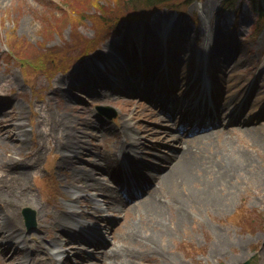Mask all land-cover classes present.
Returning <instances> with one entry per match:
<instances>
[{
  "label": "rangeland",
  "instance_id": "1",
  "mask_svg": "<svg viewBox=\"0 0 264 264\" xmlns=\"http://www.w3.org/2000/svg\"><path fill=\"white\" fill-rule=\"evenodd\" d=\"M221 2L222 0L191 2L186 9H183L185 11L179 15L175 24L166 26L169 31L165 37L160 25L161 22L165 26L164 21H161L164 18L159 14L149 18L148 21L132 20L125 23L127 21L125 20L122 22V18L128 19L126 16L135 13L127 0H0V100L9 103L7 106L9 109L4 112L10 114L8 121L4 116H0L2 118L0 119V128L9 136L6 140L0 139V159L6 151L13 152L16 158L24 160L28 159L34 152H37L34 155L37 158L40 151L42 169L44 170L45 165L49 172L54 173L56 170L54 166H58L61 152L56 147L53 148L54 144L51 139L54 138L55 142L56 140L63 142V136L73 131L69 126L58 122H65L61 121V118L72 116L76 123L81 122L80 124L85 128V124L89 121L91 124V120L94 122L104 120L108 126L112 127L113 131L108 132L104 128L97 129L90 125L95 130L96 140L91 139L85 133H81L82 139L88 143L93 152L94 147L100 151V148L107 144L109 135L119 131L126 118L138 114L137 110L139 109L132 105L129 106L126 99H115L116 96L112 99L103 98L108 93L105 82L110 81L109 78H112L113 74H116L115 72L106 71V73L108 72L107 78L105 81L101 79L100 83L99 77L94 72L92 75L94 82L89 81L86 84L90 90L89 94L68 86V82L71 80L79 83L85 79L79 76L74 77L81 70L88 67V70L93 72V57L102 54L105 45H108L107 48H110L112 53L116 55L114 57H118L113 61V55L110 56L109 54L108 59L112 57L110 64L115 66V62L118 63V66L124 67L118 72L116 78L127 74L132 81L126 79L124 80L126 84L132 83L137 86L138 84L134 82L139 76L142 77L143 71H137L136 66L144 64V72L145 69L150 71L156 60L154 57L166 52L164 53L165 56L162 57H165L171 69L168 71L161 69L158 72L159 81H167L164 83L166 90L159 86V93L162 96L170 95L174 101L178 102L181 98H187L183 95L182 85L178 83L180 80L178 69L181 68L185 74L192 77H195L196 71L201 72L198 59L203 57L201 51L204 47L205 34L211 30L218 40H213L216 44L215 51L208 56V59L221 66L230 63L229 61L233 63L232 69L229 68L227 73L230 75V80L234 78L235 85L231 91L228 87L229 82L220 83L217 80L218 76L215 78L218 81L217 89L222 93V96L237 94L235 102L230 105L235 103L241 105L251 90L258 89L257 84L261 86L257 92L258 99L254 102V107H250L256 112L250 115L248 104L244 108L243 116L245 118L242 120V124L233 126L244 130L246 128L244 122L252 121V125L258 128V140L254 139L252 135L245 134V132H236V130L230 129V132L222 133L218 140H211L209 143L205 141L197 149L200 158L208 161L220 159L225 164H238L244 160L245 156H251L254 160L250 169L242 173V179H234L237 191L231 197L229 204H223L225 209L218 205L215 206L213 203H210L208 207L182 206L183 209L174 203L176 201L170 203V206L168 205L164 210L165 218L162 225H157V227L139 226L144 228L145 232L155 233V241L163 250L162 256H155L151 259L145 258L146 255H143L145 248L149 246L151 241L146 246L141 247V243H137V238L128 233L134 217L139 219L132 208L123 207L119 213L117 207H112L102 213L104 217L117 219L113 223L114 231L112 232L116 236V242L119 239L118 243H121L120 250L122 251L127 246L129 250L134 249L132 253L136 256L142 254L140 257L141 264H245L252 259V264H264L262 260L264 254V193L259 192L264 188V144L262 143L264 142V25L256 22V13L251 6V0H239L240 6L237 12L233 16L226 14L223 17L220 16ZM27 6L29 7L25 9ZM168 9L166 10L171 12V8ZM106 19L112 20L113 24L117 19L120 20L116 22L115 27L113 26L116 38L109 40L115 37L113 36L114 33L111 34L113 37L101 44L95 51L93 50L96 47H93V52L82 57L91 48L83 53H78V50L81 47H86L88 41L95 39L96 44H98L103 41L101 36H104L105 39L108 37ZM204 19L209 20L208 28L204 27ZM103 29L106 32H103ZM12 30L15 31L16 39L11 38L13 36ZM179 32L184 33L181 42L177 39ZM128 39L131 47H126ZM124 46V50H118ZM229 50L233 52L232 59H230ZM149 62L150 64L146 68ZM223 69L220 67L221 71ZM61 71L64 73L59 74ZM48 72L51 73L52 77L49 80L45 77ZM216 74L218 73L216 72ZM53 77L56 78L53 80ZM89 77L90 75L86 79ZM52 80L53 82H51ZM122 88L129 93L131 92L126 85ZM71 95L80 100L77 103L69 101ZM141 96L134 100L142 101L144 105L150 106L145 99L140 100ZM127 97L133 98L132 95ZM260 99L262 100L259 102ZM71 105L75 107L74 111H70ZM99 105L111 107L112 111H116L117 116L110 119L107 115L98 113L96 107ZM140 110L141 113L145 111L143 105ZM157 110L155 109L152 115L150 112H146L145 116L138 115L137 119H131L132 125L142 124L149 128L160 126L154 117L155 114H160V110ZM17 111H20L21 115L16 122H13ZM163 116L169 117L168 115ZM11 119L12 126L25 121L26 128L30 131L29 136L33 130L40 142V147L35 146L34 149L36 150L32 152L31 136L24 150L18 151L16 148L19 147V143H16L13 132L8 131L11 126L9 123ZM3 124H5L4 127L1 126ZM12 126L10 129L13 128ZM83 130L87 131V129ZM89 131L93 133L91 129ZM141 137L146 144L161 145L155 154L151 151L152 158L157 163H162V160L156 154L165 156L170 155L169 149L179 150L180 144L171 141H167L168 144L167 142L160 143L154 140L150 133H141ZM47 140H49L48 143H46ZM224 140L226 142H223ZM44 143H46L45 148L42 150ZM110 144L113 145V142ZM143 147L138 149V153L140 152L141 156H147V149ZM63 154L66 152L63 151ZM80 158L85 159L83 156ZM79 165L87 166L84 163ZM59 166L63 168V175L60 179L68 181L69 179L66 180L65 178V168L63 165L59 164ZM18 167L19 169H17ZM15 171L28 172V178L32 175V169L26 163L18 165ZM96 176L99 178L102 175L96 173ZM196 177L209 180L206 175L198 174ZM188 182L193 184L194 180ZM202 186L200 182L194 183L192 189L198 191L197 187L202 188ZM50 188L52 193L56 194L58 183H54V185L51 183ZM178 189H186V185H180ZM12 191H14L12 187L8 188V198L15 197ZM87 191L84 192L87 193ZM84 192L80 191L81 196L85 194ZM91 192L101 198V192L95 189H91ZM23 193L27 194V189L26 193ZM165 194L168 195L169 193ZM49 199V197L43 196L41 204L46 205ZM170 199L172 197L169 196L168 201ZM197 201L201 202L200 200ZM0 209L6 208L0 207ZM19 219L21 221V217ZM182 219L183 221L187 219V223L183 222ZM146 223L150 224L149 221ZM42 235L43 232H40V236ZM218 235L223 236L227 244L224 246L223 253L211 255L210 253L214 251L212 245L216 242ZM58 237L61 238L60 244L63 245L66 237L61 235ZM28 244L32 248L37 246L32 239L29 240ZM73 254L75 253L72 252L70 256ZM87 260V257L84 259L77 258L74 259V262L66 264H88L85 262Z\"/></svg>",
  "mask_w": 264,
  "mask_h": 264
},
{
  "label": "bare ground",
  "instance_id": "2",
  "mask_svg": "<svg viewBox=\"0 0 264 264\" xmlns=\"http://www.w3.org/2000/svg\"><path fill=\"white\" fill-rule=\"evenodd\" d=\"M29 6L25 7L27 9ZM24 13V11H22ZM167 13V11H163L160 14L163 15ZM159 14V13H158ZM205 23H207L209 20L204 19ZM162 31H167V27L163 26L160 22ZM169 31V29H168ZM210 36H212V33L209 32ZM210 36H206V40H210ZM126 47H131L130 40L128 39L126 41ZM210 46V43L208 42L207 45H205L204 49H207ZM121 51L125 49L121 47L118 48ZM125 52H127L125 50ZM204 52V51H203ZM102 54L95 55L93 57L94 63L96 61L106 62L107 63L111 60L108 59V56L114 55L113 53H109L107 55L106 51H102ZM204 54V53H202ZM156 59V60H155ZM155 62L152 65V68L149 72H145V74L142 77L136 78L137 82L139 83V91H142L146 93L149 97L152 96L153 99H149V102H155L154 98H158L157 92H155V89L157 85L159 84V78H158V72L161 69H167L169 66H167L165 63L163 64V60L165 62V57H162L161 55H158L157 57H154ZM233 66V63L230 62L228 64H224V66L221 65H215L210 60H205L202 73L200 74L201 77L198 78L200 80L201 78L204 79V81H208L209 84L214 80L215 71L219 69V67H223V71H220L221 75H218V78L221 83L225 82L228 83L229 88H232L234 84H232V79H229V76L227 73L229 72V68ZM144 64L143 65H137L136 70L137 71H143L144 72ZM95 74L98 75V77H104V73L102 71H98L96 67H94ZM232 69V68H231ZM230 69V70H231ZM180 71L181 79L178 81L185 85H194V82L192 81V78L184 73V70L182 71L181 68L178 69ZM92 71H89L88 68L81 70V72H78L74 77H81L84 76L85 78L90 75L88 79L83 80V82L75 83L72 81L68 82V86L80 89L88 93L90 90L89 88H86V83L92 80ZM186 72V71H185ZM168 76V75H166ZM126 79H128L127 75H124ZM124 77L121 78H115V75L113 74V77L111 82L107 81L105 82V86L108 89L107 95L103 96V98H110L112 99L114 96L120 99V100H128L129 106H135L138 111V114H134L133 116H130V118H126L124 124H122V127L119 131L113 132L109 135L110 140L113 141V145H106L104 147H99L100 151H97V149L94 147V151L90 149L88 146V143L82 139L81 133H85L87 136L91 137V139H97V135L94 134L95 130L92 127L96 128H106L108 125L103 120H97V122H92L90 124V121L86 123V128L83 127L82 124L76 123L74 117L69 116L66 118H61V121L65 122H59L61 124H65L69 126L73 131H70L68 134L64 135V141L59 142L58 140L54 142V146L57 149L65 150L67 154L65 156L61 157V160L64 164L63 167L65 172V178L69 179L71 183L64 182V185L68 189H72V187L78 188L81 191L91 190L95 189L97 191L101 192V198L99 200L95 199L93 195H91L92 200L87 199L84 200L86 205L88 207H92V209L101 210L102 205L100 206L99 203H102L105 205L106 208H109L110 205L114 204L116 206H126L130 203H132L131 206H133V210L136 212V216L139 217L137 220L136 217H134L133 221L131 222V227L129 228V234L137 238V243H141V247L146 246L150 241V244L148 247L145 248V251L143 255L145 258L151 259L155 256H162V248L157 244L155 241L156 235L155 233H148L145 232V229L142 227H139L140 225H148L150 227H157V225H162V222L164 221L165 215L164 210L170 203L173 201L175 204H177L179 207L182 208V206L185 207H208L210 203H213L215 206H221L223 207L224 203L229 204L231 197L233 194L236 193V186L234 185V179L243 178L242 173L249 170L250 167L254 164V160L251 156H245L243 161L240 163H228L225 164L220 161V159H215L212 161H208L206 159H201L199 155H197L196 150L197 147L204 143V140H212L214 137V140H218L220 138V132L219 130L211 129L210 132H207L205 134L203 133H197L192 132L190 135L188 134H177L172 132L170 133L168 130L165 129L166 121L161 115L159 114H153L154 117L157 119V122L160 126H155L154 128H149L147 126H143L142 124H137L136 126L132 125L131 119H137L138 115H146V112H150L151 115L154 113L155 108L153 106H147L144 105L142 101H136L134 100L138 93L135 91L137 88L132 84H126ZM110 80V79H109ZM105 81V80H103ZM101 82V80H100ZM192 82V83H191ZM96 84H99L96 82ZM126 85L127 88L130 89L131 94L126 90H123L122 86ZM195 88V87H194ZM214 90L216 89L215 82L213 84ZM211 89V87H210ZM138 90V89H137ZM212 90V89H211ZM232 89H230L231 91ZM260 90H253L248 96L247 103L249 102L248 107H253L256 97V92ZM72 93V92H71ZM90 93V92H89ZM88 93V94H89ZM191 92H189L190 94ZM132 95L133 98H128L127 96ZM221 93L219 92H212L211 94L208 93H195L194 94V102L196 103H207L211 102L215 104L214 99H220V108L223 109L225 107V112L228 110L226 108L230 103H232L235 100L236 93L231 94L228 97H224L223 100H221ZM72 97H69V101H73L74 103H77L78 100H80L78 97L71 95ZM161 97V100L159 101V105L163 103L164 100H166L164 97ZM144 98H141L140 100H143ZM191 100V99H189ZM9 105L8 102H3L0 100V113L3 114L6 117V120H9L10 114L7 112H4L5 110L9 109L7 106ZM142 105L145 108V111L141 113ZM152 107V108H150ZM243 107H245V104L243 103ZM75 107L71 105L70 111H74ZM198 110V109H197ZM239 110L241 113L242 109L239 108V106L236 105L235 109L231 111H227V115L229 116L231 123L235 124H241L242 120L233 119L232 116L236 111ZM251 110V109H250ZM251 115L254 114V110L250 111ZM179 113L182 115V119L187 120V111L183 108L180 109ZM16 117H14L13 122L17 121L19 116L21 115L20 111L15 112ZM2 115V116H3ZM57 116V115H56ZM55 116V117H56ZM74 116V115H73ZM54 117V118H55ZM92 127H91V126ZM251 121H249L248 124H245L246 128L244 130L237 129L241 132H245L247 135H252L254 139H259V133L258 128L255 125H252ZM14 128L15 136L19 139L17 142L19 143V147L16 148L18 151L24 150L28 143L29 139V132L25 128V123H18L17 125L14 124L12 126ZM214 128V127H213ZM82 129H87L83 130ZM89 129L92 130L93 133L89 131ZM108 132L113 131L111 126H107L106 129ZM234 130V129H233ZM141 133L146 134H152L154 140L156 141H166L171 139V141L180 144V149L175 150L171 153V156L165 158V166L164 169L160 170L157 175L152 174L151 169L148 165L144 164L141 159H138L137 157V150L139 148H142L145 146V143L142 141ZM4 135V131L0 128V139H2ZM95 135V136H94ZM219 135V136H218ZM189 140H188V139ZM187 139V140H185ZM63 140V138H62ZM223 142H226L224 140ZM262 142V141H261ZM264 144V142H262ZM129 147V148H127ZM153 147H156L153 145ZM1 152V151H0ZM91 152V153H90ZM20 153V152H19ZM21 154V153H20ZM80 156H83L85 159L80 158ZM244 156V155H243ZM32 157L30 156L28 159H18L15 157L13 152L6 151L1 155L0 159V207H6L7 205H11L14 207H6L4 210H0V220L1 224L7 228H9V232H5L4 236H7L6 233H8V239H15V231L19 230L20 232H23V229L19 226V224L16 222L17 219V212L18 207L21 206H31V207H40V201L36 199V191L34 190L33 186L31 189V194H24L26 193V184L28 182L31 183V178H28L29 173L26 171H14V169L18 165H22L25 163H29L33 166L34 170H38L37 166V160L34 162L28 161ZM130 176L134 180L137 181V183H141L146 179V174L151 175V180H149V189L145 192V197L141 200L134 199V196H130L128 200L124 199L118 189H114L113 186L110 184V182L102 181L101 178H98L96 176V173H99L101 175L108 176L111 180H114L112 178L113 171L116 172V174L122 170L123 165L121 161L123 160H130ZM136 160V161H135ZM92 161V162H91ZM20 162L21 164H19ZM84 163L87 166H81L79 164ZM139 166H141V169L144 171V174L140 173ZM25 169V168H23ZM165 171V172H164ZM201 174L203 176H207L209 180H203L201 177L197 178L196 175ZM195 176V179H194ZM51 179H54V177L51 175ZM104 180V179H103ZM189 180H194L193 184L189 183ZM197 180V182H196ZM60 181V180H57ZM201 183L203 186L202 188L197 187L198 191H194L192 189V186L194 183ZM180 183V184H179ZM185 186L186 189H178V186ZM262 186V185H260ZM13 188L14 191H12L15 194L14 198H8L7 190L8 188ZM70 191V190H69ZM260 193H264V188L259 191ZM165 193H169L166 195ZM171 193V194H170ZM172 197L168 201V198ZM68 197V196H67ZM68 198H71L69 196ZM86 198V197H85ZM133 199V200H131ZM200 200L201 202L197 201ZM135 202V203H134ZM23 206V207H24ZM224 209L226 207H223ZM42 210V207H40ZM183 209V208H182ZM50 215H52V224L48 225L50 227L49 234L51 237H56L58 232H62V228L65 227V223L67 220L74 219L75 215L78 213L73 212L70 209H65L64 207H60L58 205H55L53 207V211L49 212ZM79 215L83 216V212L80 211ZM75 220V219H74ZM149 221L150 224H147L146 222ZM183 221V219H182ZM185 223H187V219L184 220ZM183 221V222H184ZM46 223H48V219L45 220ZM71 228V231L76 233L78 236H80V239L87 241L89 243L88 237L83 235L82 233H77L75 230V227H69ZM64 231V230H63ZM2 235V233H0ZM144 235V236H142ZM71 236L75 237L74 234H71ZM71 238L69 243V249L68 252H71L72 245L76 244V241L74 238ZM5 238V237H4ZM119 239L116 242V245H112L113 250L111 252V256L109 257L110 261L109 264H141V256H136L132 251L134 249L129 250L127 246L121 251V243L119 242ZM118 243V246H117ZM227 244V241L223 236L218 235L216 238V242L212 245V249L214 250L210 254H221L224 251V246ZM8 245V244H7ZM14 245H8L6 248L12 249ZM117 246V247H116ZM56 248V247H55ZM55 248H52L55 249ZM59 248V251L55 252L52 251L53 254H55V259H51L50 257L44 255L43 253H40L38 255L35 254V257H29V259L26 261V264H62L65 261H70V258L65 257L66 251L65 248ZM15 253L19 254V249L16 248ZM80 254V250H78L77 254L75 256H78ZM62 255L64 257H62ZM14 259V255L11 257ZM262 260L264 261V254L262 256ZM157 261V260H155ZM1 262L5 263L6 261L4 259H1ZM12 264H20L19 262H13Z\"/></svg>",
  "mask_w": 264,
  "mask_h": 264
},
{
  "label": "trees",
  "instance_id": "3",
  "mask_svg": "<svg viewBox=\"0 0 264 264\" xmlns=\"http://www.w3.org/2000/svg\"><path fill=\"white\" fill-rule=\"evenodd\" d=\"M194 0H127L129 6H132L131 9L134 10L133 14H130L126 16L128 19H135L138 17H145L154 12L157 9L163 8V7H169V8H175V9H186L187 6L193 2ZM225 10L228 12L235 11L236 3L238 0H223ZM251 6L254 9V12L256 13V18L258 19V22L263 25L264 23V0H251ZM124 19V18H122ZM120 21L119 19L116 20V22ZM108 27V31L111 30V28L116 24H113L112 20L106 19L105 20ZM105 28V29H106ZM104 30V29H103ZM102 30V31H103ZM107 30V29H106ZM104 30L103 32H106ZM107 31V32H108ZM93 44V40L89 42L87 45Z\"/></svg>",
  "mask_w": 264,
  "mask_h": 264
}]
</instances>
